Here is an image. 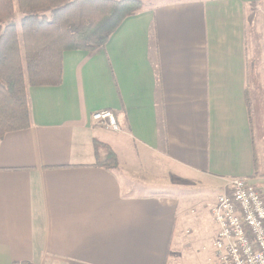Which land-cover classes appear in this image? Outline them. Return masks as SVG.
<instances>
[{"label": "crops", "instance_id": "crops-1", "mask_svg": "<svg viewBox=\"0 0 264 264\" xmlns=\"http://www.w3.org/2000/svg\"><path fill=\"white\" fill-rule=\"evenodd\" d=\"M260 2L147 4L102 47L63 52L59 85L28 87L31 125L0 139V264H179L206 226L193 208L214 240L232 177L264 192ZM103 109L119 131L92 120ZM93 138L117 168L94 165ZM181 175L217 192L183 195Z\"/></svg>", "mask_w": 264, "mask_h": 264}, {"label": "trees", "instance_id": "trees-1", "mask_svg": "<svg viewBox=\"0 0 264 264\" xmlns=\"http://www.w3.org/2000/svg\"><path fill=\"white\" fill-rule=\"evenodd\" d=\"M142 0H0V139L31 125L28 87L56 86L65 51L102 47ZM94 165L117 168L112 147L93 138Z\"/></svg>", "mask_w": 264, "mask_h": 264}, {"label": "built area", "instance_id": "built-area-1", "mask_svg": "<svg viewBox=\"0 0 264 264\" xmlns=\"http://www.w3.org/2000/svg\"><path fill=\"white\" fill-rule=\"evenodd\" d=\"M94 122L113 131L120 126L109 109L92 113ZM216 232L217 264H264V192L245 177H232L210 210ZM19 264V263H15Z\"/></svg>", "mask_w": 264, "mask_h": 264}, {"label": "rangeland", "instance_id": "rangeland-1", "mask_svg": "<svg viewBox=\"0 0 264 264\" xmlns=\"http://www.w3.org/2000/svg\"><path fill=\"white\" fill-rule=\"evenodd\" d=\"M145 5H152L156 3L157 1H165V0H142ZM255 20L261 27V31H258V29L255 26ZM253 29L251 32V28H249V33L247 30V37L249 39L250 43H247V48L249 52L259 53L264 52V0H261L259 3L258 11L255 13V17L253 19ZM263 34H260L262 33ZM253 53V54H254ZM254 56V55H252ZM259 100L261 102L264 101V90L261 88L259 91V94L257 95ZM264 122V118H263ZM188 180L184 179L183 175H181L180 179V188L179 193L185 195L189 193H195V194H201L202 198L203 195L208 194H215L216 190L207 189L205 187V184H191L187 182ZM159 186V191L163 189V191L167 190L168 188L165 186ZM174 188V187H173ZM142 190H144L142 188ZM148 190H153V187H149ZM175 190V189H174ZM176 193V190L174 191ZM202 202H208L207 200H204ZM194 213L197 212L202 216V222L206 225L205 228L200 232V236L198 237L197 241L192 242V244L186 248H183L182 250V261H178L179 264H217V259L214 257V249L212 246L213 237L210 234L211 228H213V225L208 220V215H206V212H202L199 207L193 208Z\"/></svg>", "mask_w": 264, "mask_h": 264}]
</instances>
